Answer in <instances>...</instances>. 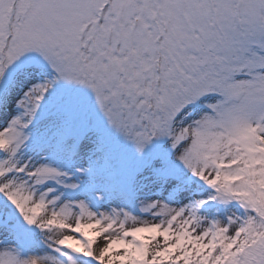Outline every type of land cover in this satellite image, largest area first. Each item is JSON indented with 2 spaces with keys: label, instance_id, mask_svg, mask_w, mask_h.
Masks as SVG:
<instances>
[{
  "label": "snow or ice",
  "instance_id": "obj_1",
  "mask_svg": "<svg viewBox=\"0 0 264 264\" xmlns=\"http://www.w3.org/2000/svg\"><path fill=\"white\" fill-rule=\"evenodd\" d=\"M0 264H264V0H0Z\"/></svg>",
  "mask_w": 264,
  "mask_h": 264
}]
</instances>
